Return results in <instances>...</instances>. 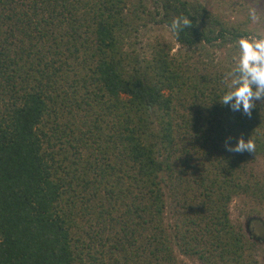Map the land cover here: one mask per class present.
<instances>
[{
  "label": "trees",
  "instance_id": "16d2710c",
  "mask_svg": "<svg viewBox=\"0 0 264 264\" xmlns=\"http://www.w3.org/2000/svg\"><path fill=\"white\" fill-rule=\"evenodd\" d=\"M153 24L179 53L136 48ZM255 219L264 33L202 0H0V264H260Z\"/></svg>",
  "mask_w": 264,
  "mask_h": 264
},
{
  "label": "rangeland",
  "instance_id": "374dc122",
  "mask_svg": "<svg viewBox=\"0 0 264 264\" xmlns=\"http://www.w3.org/2000/svg\"><path fill=\"white\" fill-rule=\"evenodd\" d=\"M204 1L210 8L222 13L229 19H233L235 21H244L246 22L249 27L254 29L256 32L264 33V0H202ZM252 36V35H251ZM132 40L135 38L132 36ZM137 39L140 42L135 44L136 48L142 50H146L148 54H150L151 47L150 43L159 42L161 44L168 43L172 50L171 52L179 53V45L175 42L174 37L172 34L165 29L164 27H160L158 25H149L148 27L144 28L139 32V37ZM257 37H254V40H257ZM221 52L220 56H224V59H229V52L226 49L225 51H218ZM205 55V54H204ZM236 56V58H238ZM226 61V60H225ZM244 200L240 197H236L231 201L230 204V211H231V218L232 221L237 223L239 221L244 222V216L241 214V209H243ZM171 212H168V220L173 223L174 218L170 215ZM170 217V218H169ZM258 223V222H256ZM258 236L264 237V229L258 233ZM177 256L180 260H183L186 264H202L197 259L191 258L189 256H184L180 254L178 251ZM259 259L262 261L261 257L264 256L263 252L259 253Z\"/></svg>",
  "mask_w": 264,
  "mask_h": 264
},
{
  "label": "flooded vegetation",
  "instance_id": "af4514ba",
  "mask_svg": "<svg viewBox=\"0 0 264 264\" xmlns=\"http://www.w3.org/2000/svg\"><path fill=\"white\" fill-rule=\"evenodd\" d=\"M246 229L248 233L255 234L256 238H262L261 236H258V233L261 232L262 229H264L262 224L256 223L255 220H247L245 223ZM264 239V237H263ZM262 261H260V264H264V256L261 257Z\"/></svg>",
  "mask_w": 264,
  "mask_h": 264
}]
</instances>
